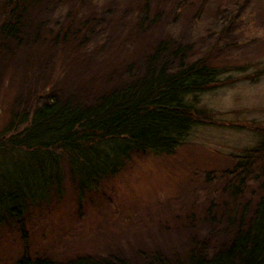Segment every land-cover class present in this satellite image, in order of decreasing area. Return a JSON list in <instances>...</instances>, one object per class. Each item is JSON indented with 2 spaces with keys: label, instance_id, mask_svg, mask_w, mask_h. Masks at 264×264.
<instances>
[{
  "label": "rangeland",
  "instance_id": "374dc122",
  "mask_svg": "<svg viewBox=\"0 0 264 264\" xmlns=\"http://www.w3.org/2000/svg\"><path fill=\"white\" fill-rule=\"evenodd\" d=\"M180 1L149 0L147 10L144 0L35 5L23 19L20 39L0 55V128L10 109L23 110L52 93L75 91L84 100L90 98L86 92L100 91L111 80L123 82L128 64L120 59L141 44L187 46L185 58L212 66L247 62L246 73L255 62L264 64V0H185L181 7ZM2 11L0 0V20ZM71 17L73 28L60 45L56 34ZM133 64L134 74L143 69L136 57ZM178 64L175 56L168 66ZM242 79L202 93L199 102L236 126L198 125L171 156L133 152L116 175L84 194L63 160L59 190L50 189L46 200L23 214L30 256L62 261L90 254L146 264L155 254L174 259L196 245L209 256L227 243L264 195V186L250 183L235 207L226 186L232 154L259 138L251 122L264 124V73ZM20 229L21 223L0 222V264H13L23 254Z\"/></svg>",
  "mask_w": 264,
  "mask_h": 264
},
{
  "label": "trees",
  "instance_id": "16d2710c",
  "mask_svg": "<svg viewBox=\"0 0 264 264\" xmlns=\"http://www.w3.org/2000/svg\"><path fill=\"white\" fill-rule=\"evenodd\" d=\"M43 1L2 0L0 55H6L5 47L20 39L23 19ZM148 3L144 0L145 10ZM72 17L56 34L60 45L73 28ZM135 24L139 29L142 20ZM144 45H139L133 56L120 59L128 64L123 82L111 80L100 91L86 92L90 98L82 100L75 91L56 92L23 110H9L7 124L0 128V222L21 223L23 254L13 264H130L126 259L90 254L62 261L31 257L23 214L30 204L46 200L50 189L59 190L63 160L78 192L84 194L116 175L133 152L171 156L192 139L198 125L236 126L215 118L217 113L201 106L200 95L242 78L256 80L264 73V64L258 62L246 73L247 62L212 66L185 58L187 46L174 50L164 41ZM83 47L76 49L80 52ZM175 56L180 64L170 68L169 60ZM134 57L143 65L135 74ZM251 123L259 136L257 142L232 154L235 163L227 170L231 176L226 186L235 207L250 183L264 186V124ZM146 264H264V195L256 200L248 218L240 220L230 240L209 256L196 245L174 259L155 254Z\"/></svg>",
  "mask_w": 264,
  "mask_h": 264
}]
</instances>
